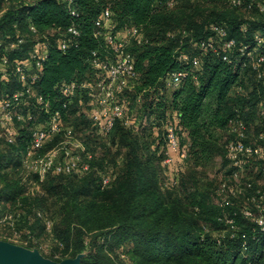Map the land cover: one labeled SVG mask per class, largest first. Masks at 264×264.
I'll use <instances>...</instances> for the list:
<instances>
[{
  "label": "trees",
  "instance_id": "16d2710c",
  "mask_svg": "<svg viewBox=\"0 0 264 264\" xmlns=\"http://www.w3.org/2000/svg\"><path fill=\"white\" fill-rule=\"evenodd\" d=\"M179 1L169 6L166 0H74L72 8L76 12L71 14L66 0H0V55L8 58L10 66L16 61L30 63V71L38 72L31 83L33 92L43 97V104L47 103L46 108L32 96L21 109L30 118L15 122L14 142L4 139L6 149L0 151V198L23 209L18 224L25 233L31 231L37 208H42L48 197L53 198L58 219L55 224L45 220L44 226L51 228L69 256L84 254L80 264H116L113 253L117 257L120 253L115 247L125 242L130 244L131 264H264V231L242 214V198H234L226 205L211 203L207 193L196 188L185 195L182 183L177 181L172 182L179 186L176 193H165L159 171L160 164L165 166L162 161L167 125L175 126L179 145L187 152L185 159L191 158L195 164L219 151L228 164L220 136L223 131L227 133L228 119L234 114L244 117L253 134L263 128L256 104L264 91L249 69L223 61L218 44L214 52L202 51L193 43L216 40L209 29L211 24L224 26L227 36L236 42L252 41L255 31L264 36V11L236 8L227 0L230 7L214 6L204 16L194 4ZM105 8L110 10V22L104 21L99 28L95 20ZM240 9L255 10L259 16L245 18ZM130 26L136 27L141 37L140 42L130 38L127 46L137 77L118 98L128 109L130 101L135 103L140 95L142 115L152 116V125L162 124V158L151 149L153 144L159 146V139L145 129L133 131L125 127L123 117L115 120L106 135L98 133L89 116L93 98L87 88L78 86L71 97L62 91L63 83L92 84L104 77L91 62L92 53L99 59L110 57L106 35ZM69 27H74L76 33L68 31ZM63 40L67 42L64 49L60 47ZM8 42L15 44L10 47ZM36 42L44 43L46 50L39 69L28 54ZM182 52L198 57V64L194 66L191 59L182 61ZM179 70L185 73L179 85L168 86L166 75ZM13 82L16 86L11 87ZM22 87L14 74L7 81L0 78V97ZM54 111L59 112L63 129L71 128L74 136L79 133L81 141L95 140V131L118 145L123 155L114 175L101 170L104 166L94 171L91 156L89 170L78 181L52 177L43 186L44 194L30 197L15 171L25 168L23 156L31 144L32 129L45 126ZM35 112L39 122L30 130L18 131L17 125L30 123ZM129 120L133 122L135 118ZM62 135L47 141L41 151L52 147ZM173 158L179 161L177 156ZM262 167L264 159L255 161L247 170L255 186L264 178ZM103 177L109 178L105 186ZM227 218H233L232 225Z\"/></svg>",
  "mask_w": 264,
  "mask_h": 264
},
{
  "label": "built area",
  "instance_id": "2783aa9c",
  "mask_svg": "<svg viewBox=\"0 0 264 264\" xmlns=\"http://www.w3.org/2000/svg\"><path fill=\"white\" fill-rule=\"evenodd\" d=\"M68 11L75 14V8H72L74 0H66ZM175 0H166L167 5H173ZM229 3L236 8H255L258 12L264 11V0H229ZM110 10L105 8L99 17L95 20V25L101 27L104 21L110 22ZM209 29L213 31L216 40L203 39L193 43L195 47L202 51H214L221 49V59L227 62L238 64L241 68H247L254 76L255 81L264 91V36L255 31L252 41L236 42L233 37H228L227 30L220 24H211ZM242 29L245 30V27ZM68 31L76 33L74 27H69ZM101 34L100 29L96 32ZM130 38H135L140 42L138 29L134 26L123 29V35L119 36L118 32H109L105 37V46L112 51L110 57L99 59L93 52V65L104 74V77L96 79L92 84L81 83L77 85L74 81L63 83L62 91L69 97L74 95L75 89L85 87L88 94L92 96L93 103L90 111V119L96 127L98 133L106 135L115 120L124 117L125 108L118 98V94L126 88L131 87L133 80L137 77V71L134 67V58L127 49ZM66 41L60 42V47H66ZM3 41L0 40V48ZM15 43L8 42L10 47ZM5 44V46H8ZM33 58L36 69H39L40 62L46 57L45 44L36 42L28 51ZM179 58L182 61L191 59L192 64H198L199 59L196 56L190 57L187 53H180ZM14 74L23 84V87L10 95L0 97V133L8 142H14L17 130L15 122L24 121L30 118V115H24L21 109L28 105L30 98L33 96L37 103L47 108V103L43 104V97L33 92L31 83L37 77L36 70L30 71L23 61H16L10 66L8 58L0 55V78L7 81L10 75ZM183 71H173L166 75L165 81L168 86H178L184 76ZM256 114L259 124H264V94L256 104ZM126 123L129 119H126ZM227 132L229 137L225 144V153L228 158L229 175L226 180L219 183L218 199L219 205L230 204L234 198H242L244 205L242 214L250 218L264 231V187L254 185L251 177L248 176V168L255 161L264 159V126L256 134L249 129L247 121L240 113H236L228 119ZM63 133L62 140L55 146L41 151L47 141ZM71 128L63 129L60 114L54 111L45 126L33 128L31 131V144L24 153V167L39 175L48 172L68 174L81 170H89L88 159L90 153L85 151L86 160L81 158L79 152H72L69 146L75 147L78 151L83 150L81 144L74 138ZM166 150L163 158L164 165L173 163V156L182 161L186 158L187 152L184 147L179 145L177 131L174 125L166 127L165 133ZM62 152V156L60 154ZM62 157V159H60ZM260 170H264L262 167ZM109 183L108 177L102 178V185ZM226 222L233 224V218H227Z\"/></svg>",
  "mask_w": 264,
  "mask_h": 264
},
{
  "label": "rangeland",
  "instance_id": "374dc122",
  "mask_svg": "<svg viewBox=\"0 0 264 264\" xmlns=\"http://www.w3.org/2000/svg\"><path fill=\"white\" fill-rule=\"evenodd\" d=\"M179 2H181L180 4L185 2L190 3L191 5L194 4V8H197L204 16H207L211 8H214V6L221 5V7H230L227 0H181ZM239 11L245 18H254L259 16V13L255 10L246 11L240 9ZM14 86H16L15 82H13L11 87ZM131 90L132 89L128 91V94L129 92H132ZM0 91L2 92L3 90L0 89ZM141 102L142 99L140 95L135 99V103L132 104L130 101L129 108L125 109V116L122 118V123L125 127L133 131L145 129L154 139L158 138L160 142L159 146L153 144L151 149L154 153H156V155H159L161 156L160 158H162L164 150V131L162 129V124L152 125L151 123H153V118H150L152 116L142 115V110L139 108ZM78 106L81 107V105ZM37 115V112L32 115L33 117L30 123H19L17 125L18 131L23 128L30 130L33 125L39 122V117ZM130 118H135V120L133 122L129 120V122L126 123V119ZM93 133V137L97 136V138L95 140L88 139L85 141H81L80 139H82V137L78 135L79 133H76L74 138L81 144L83 150L79 149L78 151L75 147H73V145L69 146V150L72 152H79L82 159L86 158V155L84 154L85 151L90 153L92 156V158H90V162L94 166V171H98L104 166L101 170L107 171L110 175L116 174L123 155L122 150L118 147V145L111 142L109 138L99 137L95 131H93ZM228 137L229 133L223 131L220 136L221 143L223 141V143L226 144ZM181 138H184V135L181 134ZM61 140L62 139H58L53 146ZM182 141L184 140L182 139ZM48 148L51 147L49 146ZM5 149L6 144L0 133V151ZM60 154L62 156V152H60ZM17 157L20 156L18 155ZM60 159H62V157H60ZM103 160H105V163L102 162ZM159 171L161 175L160 183L162 190L165 193H176V189H178L179 186L172 184V182L177 181V183H182V191H184L185 195L186 193L192 191L193 188H196L206 192L211 203H214V201L217 202L218 199L219 183L221 180L226 178V175L228 174V164L222 151H219L218 153L212 155L209 159L199 161L197 164H195L191 158L182 161H173L172 164L165 166L160 164ZM15 172V175L18 176L20 181H22L27 187V195H30V197H34L35 193L44 194L43 186L45 182L52 177L61 176L76 182L85 175V172L81 170L62 175H39L36 172L33 173L32 171L20 167L17 168ZM260 181L261 185H264V182L262 180ZM189 209L191 210V207ZM22 212L23 209L19 206L6 201L4 198H0V241H5L22 247L30 252H35L41 258L48 260L60 261L65 258H74L63 251L62 246L57 243L51 228L44 226L45 220H49L55 224L58 219L56 203L53 198L48 197L47 201L44 202V206L42 208H37L33 214L35 218L33 219L32 227L30 228L31 231L29 233L22 232L23 230L20 231V227L22 226L18 224L20 223L18 219L20 218ZM115 249L119 250L120 253V256L118 257L116 256V253H113L116 264H131L129 259L130 244L128 242L123 243L120 248L115 247ZM78 255L81 260V257L84 254L81 253Z\"/></svg>",
  "mask_w": 264,
  "mask_h": 264
},
{
  "label": "water",
  "instance_id": "95a60500",
  "mask_svg": "<svg viewBox=\"0 0 264 264\" xmlns=\"http://www.w3.org/2000/svg\"><path fill=\"white\" fill-rule=\"evenodd\" d=\"M0 264H80V256L53 261L41 258L37 253L0 241Z\"/></svg>",
  "mask_w": 264,
  "mask_h": 264
},
{
  "label": "crops",
  "instance_id": "0c3cea01",
  "mask_svg": "<svg viewBox=\"0 0 264 264\" xmlns=\"http://www.w3.org/2000/svg\"><path fill=\"white\" fill-rule=\"evenodd\" d=\"M118 35H119V36H122V35H123V30H119V31H118ZM23 63H25L26 66H27L28 68L31 67L30 63H29L28 61H26V60L23 61ZM184 134H186V133L184 132ZM261 180L264 182V178H262Z\"/></svg>",
  "mask_w": 264,
  "mask_h": 264
}]
</instances>
